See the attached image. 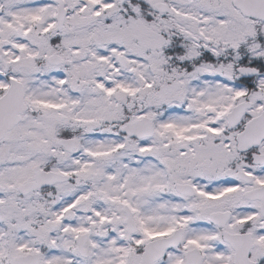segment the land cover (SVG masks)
I'll use <instances>...</instances> for the list:
<instances>
[{
	"label": "snow or ice",
	"instance_id": "obj_1",
	"mask_svg": "<svg viewBox=\"0 0 264 264\" xmlns=\"http://www.w3.org/2000/svg\"><path fill=\"white\" fill-rule=\"evenodd\" d=\"M0 264H264V0H0Z\"/></svg>",
	"mask_w": 264,
	"mask_h": 264
}]
</instances>
